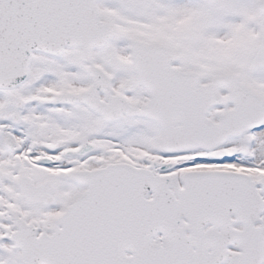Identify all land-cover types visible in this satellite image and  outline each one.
<instances>
[{"label":"snow or ice","instance_id":"1","mask_svg":"<svg viewBox=\"0 0 264 264\" xmlns=\"http://www.w3.org/2000/svg\"><path fill=\"white\" fill-rule=\"evenodd\" d=\"M0 264H264V0H0Z\"/></svg>","mask_w":264,"mask_h":264}]
</instances>
